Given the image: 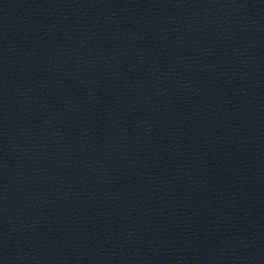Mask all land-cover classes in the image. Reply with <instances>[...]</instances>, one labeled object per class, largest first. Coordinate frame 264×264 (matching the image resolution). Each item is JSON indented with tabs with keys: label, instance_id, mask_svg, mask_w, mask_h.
Listing matches in <instances>:
<instances>
[{
	"label": "water",
	"instance_id": "95a60500",
	"mask_svg": "<svg viewBox=\"0 0 264 264\" xmlns=\"http://www.w3.org/2000/svg\"><path fill=\"white\" fill-rule=\"evenodd\" d=\"M0 264H264V0H0Z\"/></svg>",
	"mask_w": 264,
	"mask_h": 264
}]
</instances>
